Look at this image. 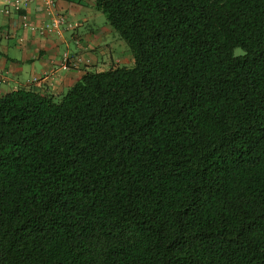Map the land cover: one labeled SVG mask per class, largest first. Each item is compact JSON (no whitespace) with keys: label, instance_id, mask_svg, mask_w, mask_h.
<instances>
[{"label":"trees","instance_id":"16d2710c","mask_svg":"<svg viewBox=\"0 0 264 264\" xmlns=\"http://www.w3.org/2000/svg\"><path fill=\"white\" fill-rule=\"evenodd\" d=\"M95 7L130 65L0 95V264H264V0Z\"/></svg>","mask_w":264,"mask_h":264},{"label":"crops","instance_id":"0c3cea01","mask_svg":"<svg viewBox=\"0 0 264 264\" xmlns=\"http://www.w3.org/2000/svg\"><path fill=\"white\" fill-rule=\"evenodd\" d=\"M95 3L53 0L49 5L32 0L25 11L29 26L23 27L22 13H5L7 0H0V95L25 87L61 96L88 70L131 64L129 49ZM57 13L66 14L71 26L45 35L32 28L50 22ZM66 54L70 69L63 68Z\"/></svg>","mask_w":264,"mask_h":264},{"label":"built area","instance_id":"2783aa9c","mask_svg":"<svg viewBox=\"0 0 264 264\" xmlns=\"http://www.w3.org/2000/svg\"><path fill=\"white\" fill-rule=\"evenodd\" d=\"M31 1L32 0H7V4L4 7V12L9 13L10 10H13L15 12L20 13L21 11H25L28 8V5L30 4ZM45 1L49 5L53 4V0H45ZM21 18H22L23 27H28L29 22L27 20V14L22 13ZM68 25L71 26V23L68 21L67 15L62 14V13H57L54 15V17L51 19L50 22L40 25L38 27H32V28L38 30V32L41 35H45L50 32L60 33L61 27L68 26ZM64 58L65 59L63 63V68L70 69L71 64H69L68 55L66 54Z\"/></svg>","mask_w":264,"mask_h":264},{"label":"rangeland","instance_id":"374dc122","mask_svg":"<svg viewBox=\"0 0 264 264\" xmlns=\"http://www.w3.org/2000/svg\"><path fill=\"white\" fill-rule=\"evenodd\" d=\"M104 14V13H103ZM93 27V26H92ZM121 41H122V43H123V46L125 45L128 49H129V46H128V44L124 41V40H122L121 39ZM116 54H119V51H118V53H116ZM123 64H125V63H123ZM126 65H130V63L129 64H126Z\"/></svg>","mask_w":264,"mask_h":264},{"label":"clouds","instance_id":"9594fccd","mask_svg":"<svg viewBox=\"0 0 264 264\" xmlns=\"http://www.w3.org/2000/svg\"><path fill=\"white\" fill-rule=\"evenodd\" d=\"M62 14H64V13H62ZM66 15V14H65Z\"/></svg>","mask_w":264,"mask_h":264}]
</instances>
